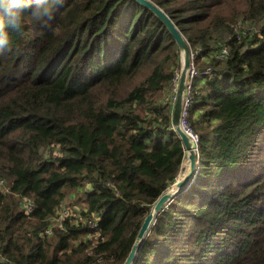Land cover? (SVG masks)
<instances>
[{
    "label": "trees",
    "instance_id": "16d2710c",
    "mask_svg": "<svg viewBox=\"0 0 264 264\" xmlns=\"http://www.w3.org/2000/svg\"><path fill=\"white\" fill-rule=\"evenodd\" d=\"M151 1L191 49L198 171L135 264H264V0ZM35 6L19 32L0 19V264H124L186 158L180 50L135 0H54L43 19ZM75 193L80 223L41 239Z\"/></svg>",
    "mask_w": 264,
    "mask_h": 264
},
{
    "label": "water",
    "instance_id": "95a60500",
    "mask_svg": "<svg viewBox=\"0 0 264 264\" xmlns=\"http://www.w3.org/2000/svg\"><path fill=\"white\" fill-rule=\"evenodd\" d=\"M144 7L150 9L162 22L166 25L167 29L173 36L176 41L178 48L181 53V75L180 82L177 91V95L175 98L174 105L172 107L173 113V125L182 139L185 149H186V158L183 163V168L181 175L175 184L165 192L155 203L152 208L151 213L146 217L137 238L133 244L131 252L127 257L124 264H135L138 254L142 245L144 244L146 238L149 236L152 228L155 225L158 215L160 212L167 207L174 199H176L190 184L195 174L198 171L197 165V151L195 146L191 140V138L184 133L181 128L180 119L183 111V103L184 97L187 93L189 87V72L192 67V58H191V49L190 46L185 39L183 33L177 27V25L173 22V20L165 13L163 9L154 4L151 0H135ZM185 163L188 168H185ZM197 168V171H196ZM186 170V172H185Z\"/></svg>",
    "mask_w": 264,
    "mask_h": 264
},
{
    "label": "rangeland",
    "instance_id": "374dc122",
    "mask_svg": "<svg viewBox=\"0 0 264 264\" xmlns=\"http://www.w3.org/2000/svg\"><path fill=\"white\" fill-rule=\"evenodd\" d=\"M248 29H250V27H248ZM173 103H174V101L172 102V104ZM182 168H183V166H182ZM185 168H188L186 163H185ZM181 172L182 171H180V173L177 177V180H178L179 176L181 175ZM9 190H10V188L7 184V181L5 179H0V195L1 194L4 195V194L8 193ZM78 195H80V193L71 194L65 198L63 204L59 207L57 214L54 216L56 218L51 219V221H52L51 225L48 226L43 231L39 232V237L41 239H46V238H50L51 236H53V232L55 231V229L65 230L63 223L66 219H71L72 221L75 220L76 222L78 221V223H80L78 211L80 210V208H82L84 206H83V203L76 204V202L73 200ZM0 208H1V206H0ZM19 208L25 215H30L34 211L35 205H34V202L32 200H30L28 198H21L19 201ZM75 208L77 209V211L74 210ZM57 217H58V219H57ZM95 218H96V220L93 219V220L88 222L89 226L91 224V226H90L91 228H96L99 225L100 217H95ZM92 221H94V222H92ZM49 230H51L52 232L49 233L48 232ZM94 246H95V242H94L92 248H94ZM1 259L2 258L0 257V260Z\"/></svg>",
    "mask_w": 264,
    "mask_h": 264
},
{
    "label": "clouds",
    "instance_id": "9594fccd",
    "mask_svg": "<svg viewBox=\"0 0 264 264\" xmlns=\"http://www.w3.org/2000/svg\"><path fill=\"white\" fill-rule=\"evenodd\" d=\"M53 2L54 0H35L36 6L30 10L31 16L37 19H43L44 17L50 16ZM30 4L31 0H27V2H25V0H0V19L4 20V22L14 31L19 32L22 30L25 9L29 8ZM6 42L7 41H0V43ZM0 51H3V49H0Z\"/></svg>",
    "mask_w": 264,
    "mask_h": 264
},
{
    "label": "built area",
    "instance_id": "2783aa9c",
    "mask_svg": "<svg viewBox=\"0 0 264 264\" xmlns=\"http://www.w3.org/2000/svg\"><path fill=\"white\" fill-rule=\"evenodd\" d=\"M223 54L227 55L228 52L224 51ZM210 72L211 71L208 70L206 73L210 74ZM195 74H196V71H195V69L193 67V63H192V67H191V70H190V77L192 78ZM179 81H180V74H177L175 76V78L173 79V82H172L173 92L177 93V87L179 85ZM190 94H191V90H190V85H189L187 93H186V95L184 97L183 111H182V114H181L180 124H181V128L184 131V133L186 135H188L192 139V142H193V144L195 146V149L197 151L198 150V140H199V138L194 133V131H193V129L190 126V123L188 121V108H189V105H190ZM173 97H174L173 101H175L176 95L173 96ZM57 219H58V217H57ZM92 222H94V221H92ZM90 226H91V224H90ZM48 232L51 233L52 231L49 230Z\"/></svg>",
    "mask_w": 264,
    "mask_h": 264
},
{
    "label": "bare ground",
    "instance_id": "6f19581e",
    "mask_svg": "<svg viewBox=\"0 0 264 264\" xmlns=\"http://www.w3.org/2000/svg\"><path fill=\"white\" fill-rule=\"evenodd\" d=\"M186 172V171H185Z\"/></svg>",
    "mask_w": 264,
    "mask_h": 264
}]
</instances>
